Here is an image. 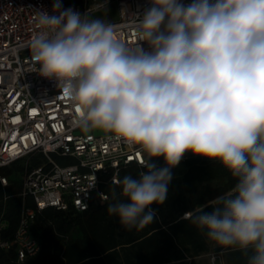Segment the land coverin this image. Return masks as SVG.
I'll list each match as a JSON object with an SVG mask.
<instances>
[{"label":"clouds","instance_id":"1","mask_svg":"<svg viewBox=\"0 0 264 264\" xmlns=\"http://www.w3.org/2000/svg\"><path fill=\"white\" fill-rule=\"evenodd\" d=\"M134 17L130 46L112 23L55 0L51 14L36 10L29 44L33 70L73 104L77 126L147 156L138 178L117 182L109 215L128 230L153 223L191 152L237 182L187 218L214 245L264 264V0H149Z\"/></svg>","mask_w":264,"mask_h":264},{"label":"built area","instance_id":"2","mask_svg":"<svg viewBox=\"0 0 264 264\" xmlns=\"http://www.w3.org/2000/svg\"><path fill=\"white\" fill-rule=\"evenodd\" d=\"M54 2L0 0V168L36 152L48 157V165L33 171L25 182L26 194L33 198L35 209L24 211L14 241L20 261L39 250L29 235V224L37 212L48 208L86 212L93 199L108 201L109 195L101 190L102 185L107 182L118 185L123 168L144 167L147 159L138 145L130 148L113 133L96 135L91 130L90 134H84L75 124L77 113L73 104L54 81L33 70L29 44L38 28L36 10L44 9L51 14ZM60 2L64 9L87 12L92 18L115 2L118 21L110 23L115 26L118 38L130 46L138 43L134 16H142L149 6V0ZM142 46L148 49L147 44ZM53 154L74 159L75 163L60 165L50 157ZM1 184L6 187L7 179L1 178Z\"/></svg>","mask_w":264,"mask_h":264},{"label":"trees","instance_id":"3","mask_svg":"<svg viewBox=\"0 0 264 264\" xmlns=\"http://www.w3.org/2000/svg\"><path fill=\"white\" fill-rule=\"evenodd\" d=\"M50 157L60 165L75 163L74 159L54 154ZM154 162L164 166L163 157ZM47 165L48 157L36 152L0 168V184L1 178L8 180L5 189L0 186V216L3 214L2 220L10 222L0 234V243L8 247L0 246V264H215L212 257H218L223 264H246L247 257L241 252L209 242L185 218L215 197L230 192L237 182L219 162L193 154L185 156L173 169L167 201L152 206L157 210L153 223L128 230L117 217L109 215L113 189L120 193L121 187L107 182L101 190L109 195L108 201L95 198L86 212L74 208L37 212L29 224V235L39 250L19 261L13 242L21 227L22 209L24 205L25 210L35 209L33 198L26 194L25 182L33 171ZM146 170L129 165L121 170L119 180L125 175L138 178Z\"/></svg>","mask_w":264,"mask_h":264},{"label":"rangeland","instance_id":"4","mask_svg":"<svg viewBox=\"0 0 264 264\" xmlns=\"http://www.w3.org/2000/svg\"><path fill=\"white\" fill-rule=\"evenodd\" d=\"M118 15L119 13H118L117 4L115 2H112V4H110L109 7L104 9L101 13H98L97 15H95V18L100 17V18H103L106 22H116L118 21ZM190 155H192L191 152L185 154V156H190ZM212 261L215 264H223L222 261L218 259V257H212Z\"/></svg>","mask_w":264,"mask_h":264},{"label":"crops","instance_id":"5","mask_svg":"<svg viewBox=\"0 0 264 264\" xmlns=\"http://www.w3.org/2000/svg\"><path fill=\"white\" fill-rule=\"evenodd\" d=\"M7 182H8V180H7ZM0 186L3 188V189H5L6 187H4V186H2V184H0ZM33 203V202H32ZM25 205L23 206V209H22V214H21V216L24 214V211H25ZM4 217V215L3 214H1V216H0V234H1V232L3 231V230H6V229H8L9 228V226H10V222L8 221V220H2V218ZM13 244L15 245V243L13 242ZM0 246L3 248V249H8V247H7V245L6 244H1L0 243ZM17 253H18V248H17ZM18 260L20 261V259H19V256H18Z\"/></svg>","mask_w":264,"mask_h":264},{"label":"water","instance_id":"6","mask_svg":"<svg viewBox=\"0 0 264 264\" xmlns=\"http://www.w3.org/2000/svg\"><path fill=\"white\" fill-rule=\"evenodd\" d=\"M93 132H94V134H96V135H103L104 133H105V131L104 130H101V129H93ZM91 133V131H89V132H85L84 131V134H86V135H88V134H90Z\"/></svg>","mask_w":264,"mask_h":264}]
</instances>
